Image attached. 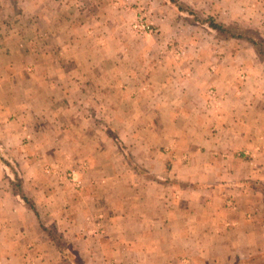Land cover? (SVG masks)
Listing matches in <instances>:
<instances>
[{
    "label": "crops",
    "instance_id": "obj_1",
    "mask_svg": "<svg viewBox=\"0 0 264 264\" xmlns=\"http://www.w3.org/2000/svg\"><path fill=\"white\" fill-rule=\"evenodd\" d=\"M76 1L85 9L66 47L74 55L42 60L13 21L31 11L60 16L62 4L0 0V264H264V204L253 202L264 185V62L253 39L236 33L253 28L264 39V0H186L203 8L202 27L211 31L204 37L195 25L169 27L157 10L151 33L140 35L122 9L128 0ZM101 6L119 9L92 25L90 10ZM217 33L242 44L240 57H223ZM176 48L180 57L169 51ZM82 64L86 77L76 76ZM70 66L76 73L65 72ZM95 73L103 96L118 82L116 120L129 139L122 143L132 144L142 169L123 170V158L110 156L109 135L94 140L96 123L79 118ZM73 75L86 79L62 90ZM71 97L74 105L62 100ZM91 105L93 116L99 108ZM206 140H226L231 151L260 143L263 152H197ZM167 143L177 151L160 152ZM77 161L90 168L80 179L64 172Z\"/></svg>",
    "mask_w": 264,
    "mask_h": 264
},
{
    "label": "rangeland",
    "instance_id": "obj_2",
    "mask_svg": "<svg viewBox=\"0 0 264 264\" xmlns=\"http://www.w3.org/2000/svg\"><path fill=\"white\" fill-rule=\"evenodd\" d=\"M60 4H62V6L60 7V16L54 12V10L52 9V13L53 16L44 19V17L41 16H37V13H34L33 11H31V13H29L28 17H23L21 16V18L19 17L18 20H14L13 21V25L17 27H19L21 30L24 29V33H18V37L20 40L24 39L26 41H30L31 45H32V49H31V53H32V57H40L42 56V60H45L47 58H53L55 56L61 57V56H65L67 57V55L69 54L68 52H71L68 48V39H71L70 36L72 31L74 30V23H77L78 21H80L81 16H84V4L81 2H78L76 0H57ZM141 2H138V4L134 5L133 3H130V0H128V3L125 4L124 7H122V9L125 11L124 14L129 15L128 17L131 19L130 22V26H132L133 23V18H135L137 15H142L145 17V20L152 25L151 22V16L155 15L153 14L154 12L159 11L160 13H163L166 17H170L171 21L170 23H168L167 25L169 27H171V25L174 23V26L177 22H183L186 23V25L192 27L191 25H195L196 28L200 27V29L202 31L201 35L204 37V34H209L211 31L208 29V31H205V29L202 26H205L203 15H202V11L203 8L196 5L194 2V7H190L191 4L189 1L186 0H177L178 4L180 5L181 9H177L176 5L171 2L170 0H140ZM127 2V1H126ZM119 8L116 6H112V11L111 14L106 12V10H103L102 6L100 7L99 10L96 9V11L94 10V8H92L90 10L91 13V17L88 19V17L86 19H88V21L90 23L93 24H104V20H106L107 22H110V19H106L109 15H111V17L114 15L113 11L114 10H118ZM137 9V11H136ZM149 13L147 10H149ZM92 11V12H91ZM191 11V13H190ZM80 12V13H79ZM98 12V13H96ZM107 13V14H106ZM113 13V14H112ZM206 13V12H205ZM31 14H35V15H31ZM77 14V15H75ZM123 13L120 14V17L122 18L124 16ZM132 14V15H131ZM58 15V16H57ZM80 16V17H76V16ZM208 16V15H207ZM5 18V17H4ZM123 20H125V17H123ZM5 21V19H4ZM84 20L81 22L83 23ZM50 23L53 25V28L50 26ZM84 23H88L87 20ZM83 23V24H84ZM128 23V21H127ZM9 25H11L9 23ZM231 25L230 28H234L232 26H236V24H229ZM41 27V28H40ZM238 27V26H236ZM252 30V32L250 30L247 29H243V30H239V32L236 33H241L244 35H247L248 37H251L254 41H256L255 44H253L251 41H248L247 43H252V47L254 50V53L257 55V57L260 59L261 64L264 62L262 59H264V39H262L263 34H261V32H259L256 29L250 28ZM132 31V28H131ZM133 32V31H132ZM198 32V31H196ZM195 32V34H196ZM207 32V33H206ZM134 34V33H133ZM217 37L220 38L221 41H223V52H224V56H231V57H236L239 54L240 57V48H241V43L239 45V42L237 41H232V42H227L228 39H223V37H221V35L219 33H217ZM225 34V33H224ZM94 35V34H93ZM81 36H83L81 34ZM99 36L101 37V34H99ZM122 37L124 38L125 35L123 34ZM145 37L142 38H138V39H144ZM151 38V37H147ZM112 39V38H111ZM114 39V38H113ZM210 39L214 40V37L212 36ZM230 39H234L235 38H230ZM172 40H174L173 37H171L170 42H172ZM241 41V39H238ZM230 41V40H229ZM228 49V50H226ZM168 50V49H167ZM173 50V49H172ZM169 49V51H171V54L175 53L176 56L180 57L182 55V51L179 48H176L174 50V52ZM226 50V51H225ZM74 52V50H73ZM71 52V55H74V53ZM223 52L220 55H223ZM177 57V58H178ZM232 58V59H233ZM70 63V61H69ZM85 64L79 65L78 66V72L80 74L76 75V76H82V77H86V73L89 69V67L85 68ZM49 69H52V66L49 64ZM64 67V66H62ZM111 68H118L117 65H111ZM72 70H74V72L76 73V69L74 68V66H70L67 67V70L65 71L67 72H71ZM74 74V73H72ZM97 78L95 80V83H97V85L94 86V89H91V92L94 94V96H92L91 94L87 93V89H85L83 92L85 94H88V96H83V98H79V101H81V104H83V112L81 113V116H79V118L85 117V119H92L97 126V130H96V134H95V138L94 140H101L100 135L97 134V132H102L105 133L107 136L109 135V142L111 143V146L116 150L115 153H113V149L110 150L111 154L110 156H112V159L116 160L118 162V158L121 156L123 158V162L125 163V166L123 168V170H136V169H142V165H140V162L134 160L133 158V152L135 150V148L132 146V144H126L124 145L122 142H124V140H129L125 138V133H124V129L119 128V123L116 120V116L118 115L116 113L117 108L119 107L118 105V101H119V95H117L115 93V90H117L118 88V82L117 81H112V88H111V95L108 96H103L102 94V87H100V83L102 80V75L101 74H94ZM74 76L71 81V83L65 87H63L62 90H68V91H74V85L77 86L78 84H80V82H78L77 84L75 83V81H79L81 79H86V78H77L74 81ZM99 82V84H98ZM86 85V83H84ZM91 87V86H90ZM86 88H88L86 86ZM74 95V94H71ZM61 101V98H59ZM54 100V98H53ZM62 100H64V102L67 103V101H69V103L71 105H74V97L64 99L62 98ZM55 101V100H54ZM53 101V102H54ZM86 104V105H85ZM91 104L95 105L96 108L98 107L99 110L96 111V113L93 114V116L90 114L88 107L92 106ZM110 106V112L104 113L103 111L106 109L107 106ZM95 110V109H94ZM87 111V112H86ZM91 117V118H90ZM173 140V139H170ZM206 143L203 144H197L195 145V150L197 152H210L211 154H223L224 157L231 155H237L240 158H243V156H246V154L249 153H257V152H263L262 148H261V144H255V148L252 151L248 150V146L246 144H240L238 146L237 149L231 151L233 148H231V150L229 149L230 145H228L226 143V140H223V143L220 145L218 143H216L217 141L214 140H206ZM235 147V146H234ZM172 150H176L177 151V146L171 144V143H167L164 145H160L159 147V151L162 153H166L167 151H172ZM231 151V152H230ZM7 153L5 152V154H3L4 159L9 163V165L11 164V160L9 159V157L6 155ZM109 157V156H108ZM107 157V158H108ZM227 158V157H226ZM105 159V158H104ZM81 161H77L74 162L73 164H66L67 166L66 169L64 170V172L69 173L71 172V169H74V173L76 176V178H83V172L90 170V168H86L84 167L83 164H81ZM118 164H116L117 166ZM85 169V170H84ZM119 169V168H118ZM122 169V168H121ZM54 170V169H53ZM94 172V170H92ZM55 173H57L55 171ZM65 173V174H66ZM81 176V177H80ZM71 177V176H69ZM105 179H100L101 183H105L104 181ZM78 179H74V183H78ZM95 182V181H94ZM247 182V181H244ZM257 183V181L255 182ZM82 184V182H81ZM256 191H254V195H255V200L253 202L259 203V204H264V185L258 184L256 186ZM229 200V198L227 199Z\"/></svg>",
    "mask_w": 264,
    "mask_h": 264
},
{
    "label": "built area",
    "instance_id": "obj_3",
    "mask_svg": "<svg viewBox=\"0 0 264 264\" xmlns=\"http://www.w3.org/2000/svg\"><path fill=\"white\" fill-rule=\"evenodd\" d=\"M132 30L140 35H148L152 31V27L150 24L145 20V17L140 15H137L132 23ZM72 174V172H70Z\"/></svg>",
    "mask_w": 264,
    "mask_h": 264
},
{
    "label": "trees",
    "instance_id": "obj_4",
    "mask_svg": "<svg viewBox=\"0 0 264 264\" xmlns=\"http://www.w3.org/2000/svg\"><path fill=\"white\" fill-rule=\"evenodd\" d=\"M171 2H173L175 5H176V7H177V9L179 10V9H181V7H180V5L178 4V2H177V0H170ZM208 25L210 26V27H212V28H214L215 30H217V31H219V32H225V31H227L226 29H225V27L224 26H222L221 24H219V23H216V22H213V21H209L208 22ZM232 36H239V34H234V33H230ZM229 34V35H230ZM252 42H253V44H255V41H253V40H251ZM1 159H2V162L4 163V164H7L8 165V163L1 157ZM25 199V198H24ZM26 200V199H25Z\"/></svg>",
    "mask_w": 264,
    "mask_h": 264
}]
</instances>
